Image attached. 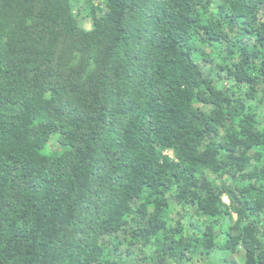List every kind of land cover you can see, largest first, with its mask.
<instances>
[{"label": "trees", "instance_id": "obj_1", "mask_svg": "<svg viewBox=\"0 0 264 264\" xmlns=\"http://www.w3.org/2000/svg\"><path fill=\"white\" fill-rule=\"evenodd\" d=\"M240 252L264 264V0H0V264Z\"/></svg>", "mask_w": 264, "mask_h": 264}, {"label": "rangeland", "instance_id": "obj_2", "mask_svg": "<svg viewBox=\"0 0 264 264\" xmlns=\"http://www.w3.org/2000/svg\"><path fill=\"white\" fill-rule=\"evenodd\" d=\"M97 1H99V0H97ZM80 21H81L82 25H83L86 29H90V28H91V22H90V20H87V21L85 22L83 19H80ZM201 64H202L203 68H204L206 71H208L209 66H210V65L208 64V62H204V61H203ZM217 82L219 83V81H217ZM222 83H223L224 85H226V86H229V85H230L229 81H228V80H225V79H223ZM56 137H57V135H55V136L52 138V140H51V142H50V144H49V149L52 150V151L57 150V149L59 148V145H58V143H57V138H56ZM231 260H234V261L236 262V264H242V263H243V260H244V254H243L242 252H240L239 254H236V255L230 257V261H231ZM207 264H215V263H213V261L208 260V261H207Z\"/></svg>", "mask_w": 264, "mask_h": 264}]
</instances>
